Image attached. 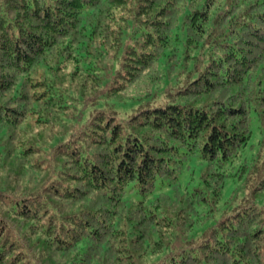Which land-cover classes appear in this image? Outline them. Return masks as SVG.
Wrapping results in <instances>:
<instances>
[{
	"label": "trees",
	"instance_id": "trees-1",
	"mask_svg": "<svg viewBox=\"0 0 264 264\" xmlns=\"http://www.w3.org/2000/svg\"><path fill=\"white\" fill-rule=\"evenodd\" d=\"M0 264H264V0H0Z\"/></svg>",
	"mask_w": 264,
	"mask_h": 264
},
{
	"label": "rangeland",
	"instance_id": "rangeland-1",
	"mask_svg": "<svg viewBox=\"0 0 264 264\" xmlns=\"http://www.w3.org/2000/svg\"><path fill=\"white\" fill-rule=\"evenodd\" d=\"M163 85L159 87V85L156 84V82L151 81H145L142 83H138L135 85H131L127 87V89L121 93L118 96H110L104 100L105 107H108L107 105L112 106L116 112L117 116L120 118L126 117L133 109H137L141 106H145L148 104H152V99L154 98L155 94H158L160 92ZM86 109V108H85ZM90 107L86 109V111H89ZM253 123V122H252ZM253 128L254 124H253ZM256 133V131H255ZM256 134H254L255 136ZM186 171H189V168H186ZM193 177L194 181L197 182L199 179V168L196 167L193 169ZM233 183L226 182L225 186L222 189V198L221 202L219 203L220 207L224 206L221 205L222 201L230 198L231 193L233 192ZM167 194L170 193L169 188L167 187V190H165ZM208 221L204 223V225H207ZM161 258V254L152 255L151 259L153 260H159Z\"/></svg>",
	"mask_w": 264,
	"mask_h": 264
}]
</instances>
